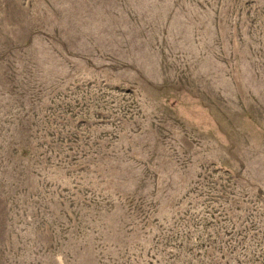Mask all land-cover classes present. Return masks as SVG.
Masks as SVG:
<instances>
[{
  "label": "rangeland",
  "instance_id": "rangeland-1",
  "mask_svg": "<svg viewBox=\"0 0 264 264\" xmlns=\"http://www.w3.org/2000/svg\"><path fill=\"white\" fill-rule=\"evenodd\" d=\"M0 264H264V0H0Z\"/></svg>",
  "mask_w": 264,
  "mask_h": 264
}]
</instances>
